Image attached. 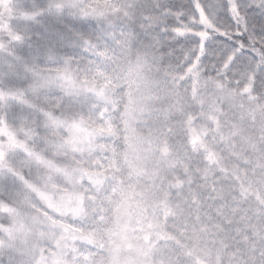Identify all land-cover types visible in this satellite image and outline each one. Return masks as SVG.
I'll return each instance as SVG.
<instances>
[{
  "label": "snow or ice",
  "instance_id": "1",
  "mask_svg": "<svg viewBox=\"0 0 264 264\" xmlns=\"http://www.w3.org/2000/svg\"><path fill=\"white\" fill-rule=\"evenodd\" d=\"M0 264H264V0H0Z\"/></svg>",
  "mask_w": 264,
  "mask_h": 264
}]
</instances>
